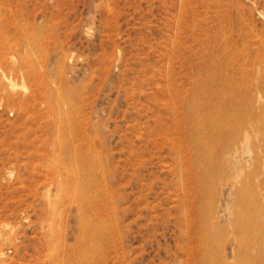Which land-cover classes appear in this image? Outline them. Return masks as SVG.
I'll return each mask as SVG.
<instances>
[{"label":"rangeland","instance_id":"374dc122","mask_svg":"<svg viewBox=\"0 0 264 264\" xmlns=\"http://www.w3.org/2000/svg\"><path fill=\"white\" fill-rule=\"evenodd\" d=\"M219 75L247 98V250L228 178L211 238L177 184ZM0 264H264V0H0Z\"/></svg>","mask_w":264,"mask_h":264},{"label":"bare ground","instance_id":"6f19581e","mask_svg":"<svg viewBox=\"0 0 264 264\" xmlns=\"http://www.w3.org/2000/svg\"><path fill=\"white\" fill-rule=\"evenodd\" d=\"M219 76L218 79L207 83L206 95L197 101L192 109L190 106L185 107L181 119L186 123L184 135L188 152L184 158L182 154L177 156L181 160L176 167V174L180 178L177 184L182 189L181 195L183 188L188 184L193 188L192 194L184 196L183 201L193 199L200 223L208 219V232H213L208 233L210 238L211 235L216 234L214 225L217 223L216 205L211 196L216 194L220 185L225 184L224 180L229 174L227 163L229 165L233 152L238 149L242 155L246 153L244 150L249 137L247 98L241 90L234 88L228 82L226 76ZM234 175L228 178L233 191V210L230 213V226L226 228H229L228 231L230 230L233 242L238 244L237 247L247 250V234L250 227L248 226L250 219L248 173L244 167H241L239 173ZM220 227L218 226L217 230L224 229Z\"/></svg>","mask_w":264,"mask_h":264}]
</instances>
